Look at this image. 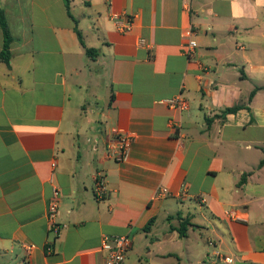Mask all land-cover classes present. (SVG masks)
Listing matches in <instances>:
<instances>
[{
  "label": "crops",
  "instance_id": "obj_1",
  "mask_svg": "<svg viewBox=\"0 0 264 264\" xmlns=\"http://www.w3.org/2000/svg\"><path fill=\"white\" fill-rule=\"evenodd\" d=\"M0 10L13 39L7 65L0 28V264H105L104 236L129 237L127 264H214L209 240L229 264H264V0ZM113 130L131 137L124 161L108 157Z\"/></svg>",
  "mask_w": 264,
  "mask_h": 264
},
{
  "label": "built area",
  "instance_id": "obj_2",
  "mask_svg": "<svg viewBox=\"0 0 264 264\" xmlns=\"http://www.w3.org/2000/svg\"><path fill=\"white\" fill-rule=\"evenodd\" d=\"M131 29L132 23L128 22V25L124 27V30L130 31ZM192 33L193 30L188 29L185 31V36H189ZM141 42L143 43V40H141ZM188 46L189 49H192L196 46V42L190 40ZM168 104L174 109L186 108L185 101L179 96L168 100ZM113 136L114 140L110 142L108 147V157L117 161H124L128 155V147L131 142V137L117 130H113ZM167 193L168 189L161 188L157 195L164 196ZM94 194L95 198L99 201L105 200L109 195L106 177L102 172H98L95 177ZM59 203L58 193L54 192V196L47 207V219L51 229L57 231H59V224H57L60 214ZM208 245L213 249L214 256L217 260L214 264H229L232 262L231 258L221 253L214 240H209ZM101 248L107 254L105 264H127V254L131 248V240L127 236H104Z\"/></svg>",
  "mask_w": 264,
  "mask_h": 264
},
{
  "label": "trees",
  "instance_id": "obj_3",
  "mask_svg": "<svg viewBox=\"0 0 264 264\" xmlns=\"http://www.w3.org/2000/svg\"><path fill=\"white\" fill-rule=\"evenodd\" d=\"M67 2H68V0H67ZM67 8L69 11L68 3H67ZM0 28H1V30L3 32V36H4V45H3L2 52H1V59L7 65H9V63H10V44H11L13 39H12V36L10 34L9 27L7 25V21L5 19L3 10H0ZM77 35L79 37V40H80V43L82 44V46L86 47L84 40H83V37H82V34L79 30H77ZM86 53L88 56L92 57L97 53V50L91 49V48H86ZM237 109H238V107L228 108V109H226L225 112H235ZM178 231H179L181 237L186 236V227H183L182 229H179Z\"/></svg>",
  "mask_w": 264,
  "mask_h": 264
},
{
  "label": "rangeland",
  "instance_id": "obj_4",
  "mask_svg": "<svg viewBox=\"0 0 264 264\" xmlns=\"http://www.w3.org/2000/svg\"><path fill=\"white\" fill-rule=\"evenodd\" d=\"M105 82L106 81H104V82L100 81V84L97 85L96 90L99 91V94L97 97L98 99H95V97H91V99H89L90 104L93 102H95L99 106H102L104 104L103 98L106 96L105 95L106 93H104V89H105V85H106Z\"/></svg>",
  "mask_w": 264,
  "mask_h": 264
}]
</instances>
